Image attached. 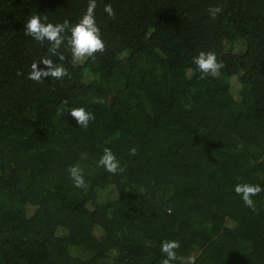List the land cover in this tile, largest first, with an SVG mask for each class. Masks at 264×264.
I'll return each instance as SVG.
<instances>
[{"label": "trees", "instance_id": "1", "mask_svg": "<svg viewBox=\"0 0 264 264\" xmlns=\"http://www.w3.org/2000/svg\"><path fill=\"white\" fill-rule=\"evenodd\" d=\"M87 4L0 0V264H160L164 240L195 264H264V192L253 210L234 191L264 187V0H97L105 51L76 64L24 33ZM216 48L224 68L201 79L193 57ZM44 57L69 76L28 79ZM105 147L123 174L97 166Z\"/></svg>", "mask_w": 264, "mask_h": 264}, {"label": "clouds", "instance_id": "2", "mask_svg": "<svg viewBox=\"0 0 264 264\" xmlns=\"http://www.w3.org/2000/svg\"><path fill=\"white\" fill-rule=\"evenodd\" d=\"M97 7V0H88L84 14L74 24L68 19H65L63 23L53 24L47 22V15H31L25 21L24 33L41 44L47 41L49 56H56L60 61L65 60V56L60 51L62 47H66L70 52L73 64L85 62L89 59L94 60L97 53H103L106 47L102 39L101 28L96 21ZM104 12L110 17H115V11L111 4H105ZM222 12V5L210 6L208 8V13L213 20L222 14ZM66 32L70 33V35H64ZM41 63L46 67V70L39 69L38 66ZM192 63L201 73V79H206L209 76L215 78L224 68V64L218 60L214 51L199 52L197 56L193 57ZM187 71L191 72L192 69H188ZM21 74L18 73V75ZM68 76L69 72L62 63H55L51 58L44 57L39 62L32 63L28 79L40 82L42 78L51 77L62 80ZM96 102L102 103L101 100H97ZM70 114L77 121L79 127L84 129H87L89 123L95 120V116L84 107H72ZM130 155H137L135 147L130 149ZM97 166L104 168L108 173L113 175L125 172V168L121 167L120 161L114 152L107 147L103 149V154L99 157ZM67 172L74 187L87 188L83 169L79 164L70 165L67 168ZM234 191L238 196H241L247 207L255 210V203L252 198L264 192V187H261L259 184L237 183ZM180 246V242L177 240L162 241L160 250L163 258L160 264H172L173 261H179L180 264H195L194 256L182 257L177 255V250Z\"/></svg>", "mask_w": 264, "mask_h": 264}, {"label": "rangeland", "instance_id": "3", "mask_svg": "<svg viewBox=\"0 0 264 264\" xmlns=\"http://www.w3.org/2000/svg\"><path fill=\"white\" fill-rule=\"evenodd\" d=\"M211 51H214L217 55V58H219V61H221L222 63H224L225 60V53L219 49H212ZM221 192V191H220ZM222 193V192H221ZM216 207L220 206V203H216L215 204Z\"/></svg>", "mask_w": 264, "mask_h": 264}]
</instances>
